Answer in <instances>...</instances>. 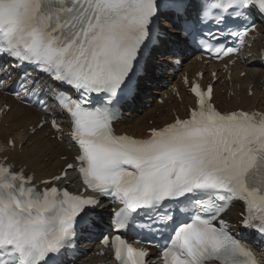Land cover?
<instances>
[{
  "label": "snow or ice",
  "instance_id": "1",
  "mask_svg": "<svg viewBox=\"0 0 264 264\" xmlns=\"http://www.w3.org/2000/svg\"><path fill=\"white\" fill-rule=\"evenodd\" d=\"M253 11L264 16V0H0V56L31 66L55 85L25 71L7 88L42 113L20 151L32 149L34 138L43 149L38 163L47 161L45 141L53 149L67 141L75 151L71 162L59 154L60 168L40 180L43 189L9 153L0 159V264H49L72 245L76 224L100 196L120 205L109 225L116 234L102 240L118 264H146L148 252L120 234L141 214L165 238L158 245L162 264H257L224 216L240 204V225L264 238V112L222 111L211 83L202 87L185 78L193 103L184 118L151 127L141 138L113 128L138 93L160 17L180 21L177 46L191 41L222 60L238 57L244 38L256 31ZM229 17L244 21L242 30L228 33L239 45L200 40V25L226 26ZM0 70L4 87L10 73ZM7 147L15 152L17 142L9 139ZM74 179L83 193L61 186Z\"/></svg>",
  "mask_w": 264,
  "mask_h": 264
},
{
  "label": "bare ground",
  "instance_id": "2",
  "mask_svg": "<svg viewBox=\"0 0 264 264\" xmlns=\"http://www.w3.org/2000/svg\"><path fill=\"white\" fill-rule=\"evenodd\" d=\"M170 27V26H168ZM170 30V29H169ZM175 30L172 29V32L170 33L175 34ZM255 58L251 57L250 61L252 67L259 68V72L256 77V81L260 83L259 79L264 76V63L260 62L258 59V56H254ZM249 61V62H250ZM188 66L193 65L192 61H188L186 63ZM185 64V65H186ZM186 68V67H185ZM188 68V67H187ZM254 69V68H253ZM235 70L241 71L238 68H235ZM232 81L236 82L239 81L234 78L232 74ZM240 83L245 84L244 81H240ZM264 83V80L262 81V84ZM258 83L256 84L257 87ZM220 86V85H219ZM245 86V85H244ZM154 89L160 88V91H164V88H166V85H162L161 81L158 82L156 87H153ZM147 89H152L151 87L146 86L143 91H146ZM219 90V89H218ZM231 88H229V91ZM156 91V90H155ZM153 91V92H155ZM246 90L240 91L238 94H240L239 98L240 100L235 101V98H229L226 99L225 94H221L219 91H216L215 98L216 100H220V104L224 107H227L228 109H234L235 107L239 108H257L261 111H264V90H256L254 92V95L251 97H247ZM180 92V98L183 99L185 102L189 101L187 94L184 91ZM167 93V92H165ZM151 95V92H150ZM149 95V96H150ZM153 98L147 97L145 100L150 101ZM1 97H0V103H1ZM145 100L138 99L135 103V109L131 113L130 117H128L125 122L116 124L117 130L120 131H126L132 134H144L145 130L151 128V125L147 123V119H152L154 121V124H161V122H168L172 119V115L170 113V110H167L166 107H169L170 109L174 108L176 109L180 114L183 113V111L180 108V104L177 103V101L170 97L168 99V104L159 105L157 103H154L151 108H143V102ZM11 103V110L4 112L0 115V156H4V154L7 152L9 153V160L13 161L15 164H23L26 167V170H30L33 172L34 177L37 180L49 178L51 174L56 173L57 169L60 168L61 161L59 159V154H69L72 151H70L67 147V143L65 142L64 145L57 144L55 146V149L52 147V143L49 141H45V143L48 144L47 149V161L44 163H38V160L40 159V155L43 152V149L39 148L40 144V138H34L35 139V146L32 149L25 148L23 152L20 151L19 144L21 140L27 139L30 134L26 132L27 127L30 124H35L37 119L40 116V113L32 108L24 107L22 110L20 109V106H18L14 101L10 100ZM140 110L143 111V113H138ZM156 110H160V113L155 115ZM4 124L6 126L4 127ZM46 132V129H45ZM8 137H11L17 142V150L15 152H12L7 147V140ZM34 153V155H29V152ZM15 158V159H13Z\"/></svg>",
  "mask_w": 264,
  "mask_h": 264
},
{
  "label": "rangeland",
  "instance_id": "3",
  "mask_svg": "<svg viewBox=\"0 0 264 264\" xmlns=\"http://www.w3.org/2000/svg\"><path fill=\"white\" fill-rule=\"evenodd\" d=\"M169 29H170V28H169ZM251 63H253V62L250 61V63H249V64H250V67H252V66H251ZM185 67L187 68L188 65L186 64ZM253 68L256 69V70L259 72V68H256V67H253ZM251 72H252V71H250V72H249V75H248L247 77H245V78H247V79H248V78H251V75H250ZM239 81H244L245 83H247L246 80H241V79H240ZM256 84H257V83H256ZM258 84H259V83H258ZM158 89H160V88H156V89L152 88V89H151V94L157 92ZM155 90H156V91H155ZM256 90H257V89H256ZM256 90H255V92H256ZM153 91H155V92H153ZM161 92H162V93L168 92L167 87L164 88V91H161ZM253 95H254V94H253ZM149 97H150V96H149ZM151 98H152V97H151ZM147 103H150V101H147ZM151 103H152V104L155 103V102L153 101V99L151 100ZM145 104H146V101L143 102V108H145ZM152 106H153V105H152ZM152 106H151V107H152ZM146 109H147V108H146ZM138 113H139V114H140V113H143V111L140 110ZM156 114H157V112L155 113V115H156Z\"/></svg>",
  "mask_w": 264,
  "mask_h": 264
}]
</instances>
